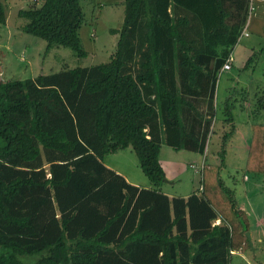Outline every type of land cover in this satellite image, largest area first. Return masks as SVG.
Returning <instances> with one entry per match:
<instances>
[{"label":"trees","instance_id":"trees-1","mask_svg":"<svg viewBox=\"0 0 264 264\" xmlns=\"http://www.w3.org/2000/svg\"><path fill=\"white\" fill-rule=\"evenodd\" d=\"M122 4L107 62L0 78V264L35 253L34 264H230L231 251L250 248L248 216L221 176L235 102L223 104L219 162L202 165L198 192L164 194L159 154L162 144L205 154L218 76L256 7L249 11L250 0ZM17 16L46 52L87 56L81 0H42ZM257 105L254 118L264 114V102ZM251 127L244 170L264 176V120ZM128 148L153 188L105 166V156Z\"/></svg>","mask_w":264,"mask_h":264},{"label":"rangeland","instance_id":"rangeland-1","mask_svg":"<svg viewBox=\"0 0 264 264\" xmlns=\"http://www.w3.org/2000/svg\"><path fill=\"white\" fill-rule=\"evenodd\" d=\"M0 1L6 8V23L0 25V78L26 79L59 72L63 68L95 66L107 62L115 51L118 36L110 31L118 30L122 26L123 0H81L84 20L80 30V42L82 49L87 53L84 58L77 57L70 49L64 47H53L46 52L44 40L22 33L21 27L24 21L17 16L18 11L40 4L42 0ZM252 38L257 37L252 34ZM262 38L264 39V36ZM246 41V38L241 39L233 48L234 62L231 70L221 72L218 76L215 93L217 119L223 116H221L222 108L227 99H231V103L235 102L236 109L232 113L237 121L244 118L248 111L250 114L254 111L258 106V99L264 102V42L257 49L249 50ZM242 93L247 96L245 95L241 100L244 96ZM239 105L245 110L241 111ZM235 138L236 136L230 140L229 148H236ZM221 139L217 138V135L216 137L212 135L206 160V155L174 150L162 144L159 159L164 167L165 180L168 182L163 180L159 186L160 190L167 195L170 194L171 197L187 195L192 190L198 192L200 168L205 161L215 162L212 151ZM103 162L108 168L125 175L130 182L141 186L152 185L142 173L138 159L131 148L109 154L104 157ZM226 165L228 172L223 176L228 175L229 172L235 178L238 174L241 180L242 175L248 176L244 170L245 163L232 155ZM232 181L233 178L228 187L236 191L237 200L246 206L250 230H252V225L264 216V176H249L248 182L241 184ZM238 252L239 254L234 252L235 255L231 256L230 264H264V243L252 244L245 253ZM40 256L41 253H35L20 256L18 259L21 264H34Z\"/></svg>","mask_w":264,"mask_h":264},{"label":"crops","instance_id":"crops-1","mask_svg":"<svg viewBox=\"0 0 264 264\" xmlns=\"http://www.w3.org/2000/svg\"><path fill=\"white\" fill-rule=\"evenodd\" d=\"M254 6L256 7V9H255L254 12H252L251 18H249V24H248V29H247L248 36L241 38V39L246 38V40H247L246 43H247V47L249 48V50L257 49L264 42V39L262 38V36H264V4L261 3V2H257V3H255ZM252 34H255L257 38L253 39L252 38ZM241 39L239 40V42L241 41ZM232 57H233V55H232ZM233 62H234V59H233ZM231 66H232V64H231ZM215 106H216V109H217L216 99H215ZM234 109H236V108H234ZM240 109H241V111L245 110L244 107H241V106H240ZM219 112H221V110H219ZM263 115H264L263 112H261L260 115H256V119H257L256 120L254 117H252V114H250V112L248 111V113L246 114V116L244 118L243 117L240 118V121H237L236 117H234V123H235V126H236V131L234 132L232 138H234L236 136V138L234 139L236 141V144H235L236 148H229V146L227 145L228 147L226 149V154H225V165H226L229 157H231V155L235 159H238L240 162H244V163L246 162V154H247V150L249 148V142H250L251 134H252L251 125L254 122H262L264 120V116ZM221 116H222V114H221ZM233 116H234V114H233ZM222 120H223V116L221 117V119H217V118L215 119L214 124H213V131L214 132L210 134L209 141H208V146H209L210 141L212 140V135L213 134L215 135V137L217 135V138H219V139L222 138V135H223L224 130H225V125H224V123H222ZM217 126H218V128H217ZM215 130H217V131H215ZM221 141H222V139H221ZM221 141H220V143L217 144V147L212 151L213 158L215 159V162H214L215 164L219 162L218 152L220 150ZM227 144H229V143H227ZM208 152H209V148H208ZM208 152H207V149H206L205 154L203 155V156L206 155L205 160L207 159ZM159 162H160V164H161V166H162V168L164 170V167L162 165L161 159H159ZM204 163H206V161ZM226 166L221 170V176H222L223 180L225 181L226 185L229 186V183H230V181H231V179L233 177H232V174L230 172H229L228 175H224L223 176L224 173L228 172L226 170L227 169ZM242 167L243 166L241 165V168ZM201 168H202V166H201ZM116 172L121 175V173L119 171H116ZM122 176L129 183H131L133 185H136V186H139V187H142V188H148V189L153 188L152 185H149V186H147V185H145V186L137 185L135 182H130L125 175L122 174ZM236 176H237V179H239L238 180V184L239 183L241 184L243 182H248L249 177L248 176L246 177L245 174L242 175V180L238 177V174H236ZM165 177H166V175H165ZM169 184H172V183H169ZM192 193H193V191H190L187 195L185 194V195L179 196V197L186 198L189 195H191ZM167 196L169 198L178 197V196H172L171 197L170 194H168ZM236 198H237V196H236ZM237 202H238L239 208L241 210H244L245 213H246V209L247 208L244 205V203L239 202V200H237ZM251 204H253L252 200H251ZM219 223L220 222L217 221V224H219ZM252 226H253V228L249 232L252 244L254 245L256 243L257 245H262L264 243V216H261V218H259L257 220V223L253 224ZM262 240H263V242H262ZM237 253L239 254L238 251L235 252V254H237ZM235 254H233V255H235Z\"/></svg>","mask_w":264,"mask_h":264},{"label":"built area","instance_id":"built-area-1","mask_svg":"<svg viewBox=\"0 0 264 264\" xmlns=\"http://www.w3.org/2000/svg\"><path fill=\"white\" fill-rule=\"evenodd\" d=\"M257 2H261L264 4V0H250V7H249V11L252 12L254 10V5L255 3ZM248 24H246L245 26V29L243 30L242 34H241V38L242 37H247L248 36V31H247V28H248ZM233 62V57L232 55L229 56V58L227 59L226 63L223 65L222 69H221V72H224V71H229L231 69V64ZM231 254H234L233 251L230 252Z\"/></svg>","mask_w":264,"mask_h":264},{"label":"water","instance_id":"water-1","mask_svg":"<svg viewBox=\"0 0 264 264\" xmlns=\"http://www.w3.org/2000/svg\"><path fill=\"white\" fill-rule=\"evenodd\" d=\"M164 181H165L166 183L168 182V181H166L165 179H164ZM246 237H247V240H248V242H249V246H252L251 238H250V234H249V232L246 233Z\"/></svg>","mask_w":264,"mask_h":264}]
</instances>
